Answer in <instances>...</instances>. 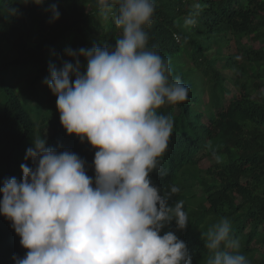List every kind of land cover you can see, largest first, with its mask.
Listing matches in <instances>:
<instances>
[{
	"label": "trees",
	"instance_id": "obj_1",
	"mask_svg": "<svg viewBox=\"0 0 264 264\" xmlns=\"http://www.w3.org/2000/svg\"><path fill=\"white\" fill-rule=\"evenodd\" d=\"M53 3L60 18L50 22ZM10 8L19 11L12 15ZM190 13L196 24L185 26ZM146 30L149 48L170 59L173 78L189 89L185 102L159 110L174 128L160 164L167 175L150 176L162 190L180 188L170 204L183 200L189 220L185 230L173 221L163 231L187 243L192 264H204V234L226 217L240 254L264 264V0H156ZM119 36L96 0H0V187L22 177V163L33 167L24 156L34 136H45L57 152L78 154L94 176L95 149L66 133L44 80L50 65L70 61L66 48L114 46ZM19 241L0 215V264L25 255Z\"/></svg>",
	"mask_w": 264,
	"mask_h": 264
},
{
	"label": "clouds",
	"instance_id": "obj_2",
	"mask_svg": "<svg viewBox=\"0 0 264 264\" xmlns=\"http://www.w3.org/2000/svg\"><path fill=\"white\" fill-rule=\"evenodd\" d=\"M96 7L120 31L114 46L66 48L71 62L50 65L44 80L66 133L95 149L94 176L78 154L57 152L46 147L45 136H34L24 156L33 167L22 163V177L6 178L0 187V215L27 250L12 259L14 264H192L187 243L163 231L173 221L178 231L188 227L184 201L170 204L180 188L162 190L150 176L167 175L160 164L174 128L173 118L159 110L185 102L189 91L173 78L170 59L148 46L156 0H96ZM46 11L50 22L60 18L57 4ZM194 17L190 13L185 26H194ZM204 247V264H250L226 217L204 234Z\"/></svg>",
	"mask_w": 264,
	"mask_h": 264
},
{
	"label": "rangeland",
	"instance_id": "obj_3",
	"mask_svg": "<svg viewBox=\"0 0 264 264\" xmlns=\"http://www.w3.org/2000/svg\"><path fill=\"white\" fill-rule=\"evenodd\" d=\"M194 191H195V194H196V195H195L196 199H197L199 196H201V195H200V192H199V188H198L197 186L194 187Z\"/></svg>",
	"mask_w": 264,
	"mask_h": 264
}]
</instances>
